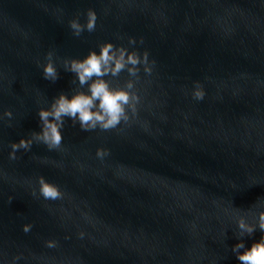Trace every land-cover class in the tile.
<instances>
[{
	"label": "water",
	"instance_id": "water-1",
	"mask_svg": "<svg viewBox=\"0 0 264 264\" xmlns=\"http://www.w3.org/2000/svg\"><path fill=\"white\" fill-rule=\"evenodd\" d=\"M90 8L96 29L77 37L69 21ZM107 41L149 53L151 73L105 77L135 80L136 111L109 130L65 118L59 148L10 159L40 108L77 90L63 61ZM40 176L62 197L45 199ZM261 208L264 0H0V264H240L238 218Z\"/></svg>",
	"mask_w": 264,
	"mask_h": 264
},
{
	"label": "clouds",
	"instance_id": "clouds-1",
	"mask_svg": "<svg viewBox=\"0 0 264 264\" xmlns=\"http://www.w3.org/2000/svg\"><path fill=\"white\" fill-rule=\"evenodd\" d=\"M97 12L88 9L86 23H81L79 17L69 21V27L77 37L87 30L93 32L96 29ZM135 37H131L130 44H135ZM54 52L47 53V63L43 67L44 78L55 82L59 79ZM149 53L144 51L143 55L133 49L121 45L116 46L112 41L100 45V50H91L83 58H71L63 61L67 71L74 74L78 80V88L69 96L61 92L51 102L50 107H41L39 119L41 130L33 131L31 137H22L18 142H13L10 159L16 158L19 149L30 150L34 142L45 144L49 150L57 149L63 142L62 128L65 125V118L71 119L73 124L79 123L82 130H92L97 127L102 130H109L117 127L121 121L129 119L128 109L136 111L139 102V94L134 91L135 80L128 79L123 86H113L112 81L105 79L106 76L119 77L127 70L129 77H138L140 65H144V71L151 73L152 68L148 63ZM75 82V81H74ZM87 86V90H83ZM194 95L203 98L204 92L197 87ZM4 115L12 117L11 109ZM97 154L103 156L105 149H98ZM40 193L45 199H59L63 193L60 187L44 176L39 177ZM11 199V198H10ZM251 211V210H249ZM255 222H249L247 215H240L238 218L239 242L233 246L240 264H264V236L254 241L251 247H246L243 237L253 235L257 229L264 232V208L253 213ZM30 224L24 225V231L31 229ZM54 245L55 241H49ZM243 249V251H241Z\"/></svg>",
	"mask_w": 264,
	"mask_h": 264
}]
</instances>
